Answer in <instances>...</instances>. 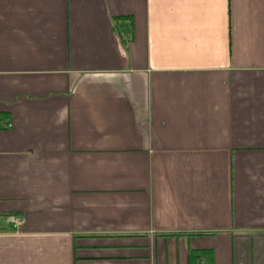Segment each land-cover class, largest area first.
<instances>
[{
	"label": "crops",
	"instance_id": "obj_1",
	"mask_svg": "<svg viewBox=\"0 0 264 264\" xmlns=\"http://www.w3.org/2000/svg\"><path fill=\"white\" fill-rule=\"evenodd\" d=\"M194 254L264 264V0H0V264Z\"/></svg>",
	"mask_w": 264,
	"mask_h": 264
},
{
	"label": "built area",
	"instance_id": "obj_2",
	"mask_svg": "<svg viewBox=\"0 0 264 264\" xmlns=\"http://www.w3.org/2000/svg\"><path fill=\"white\" fill-rule=\"evenodd\" d=\"M10 127L11 125L8 126V128ZM5 221L14 232H20V230L26 225V220L18 216H7ZM197 264H208V260L204 256H200L197 259Z\"/></svg>",
	"mask_w": 264,
	"mask_h": 264
},
{
	"label": "trees",
	"instance_id": "obj_3",
	"mask_svg": "<svg viewBox=\"0 0 264 264\" xmlns=\"http://www.w3.org/2000/svg\"><path fill=\"white\" fill-rule=\"evenodd\" d=\"M193 256H194V257H193V259H198L200 256H205V254H203V255H200V256H199V255H197V254H196V255L194 254ZM197 257H198V258H197Z\"/></svg>",
	"mask_w": 264,
	"mask_h": 264
}]
</instances>
